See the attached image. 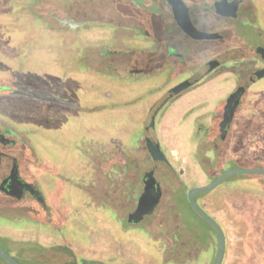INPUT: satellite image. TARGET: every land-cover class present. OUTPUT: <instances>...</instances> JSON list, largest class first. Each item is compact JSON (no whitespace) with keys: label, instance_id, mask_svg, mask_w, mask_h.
Returning a JSON list of instances; mask_svg holds the SVG:
<instances>
[{"label":"flooded vegetation","instance_id":"flooded-vegetation-1","mask_svg":"<svg viewBox=\"0 0 264 264\" xmlns=\"http://www.w3.org/2000/svg\"><path fill=\"white\" fill-rule=\"evenodd\" d=\"M182 1L188 7L193 25L211 37L197 39L183 30L175 17V0H0V62L6 60V65L1 67L4 72L10 70L0 79V89L8 86L10 90H1V95L29 96L54 106L68 105L82 110L67 87L56 82L50 73L57 65L69 71L87 69L103 75L121 71L130 80L163 74L168 69L165 79H171L165 82L167 89L163 95L150 106L137 138H110L91 149L85 132L75 136L56 130L55 135L64 136L65 143L82 144L77 165L75 161L72 165L75 169L67 171L53 167L35 148L33 136L37 133L44 137V128L36 125L33 129L26 123L0 118V213L15 221L9 224L52 234L72 231V212L65 214L54 206L51 191L41 180V173L51 174L67 184L73 182L71 189H79L78 202H73L72 211L82 213L93 224L112 227L119 236L137 237L159 253L163 264H176L169 260L171 238L166 231L162 236L147 238L138 230L162 204L164 184L172 173L165 151L162 149L164 160L154 159L148 139L154 136L153 132L157 136L156 128L171 102L207 78L224 76L226 81L233 82V88L207 113L193 119L190 132L189 153L198 162L200 157L206 158L208 172L214 173L229 146L230 132L225 138L220 133L228 97L243 86L246 90L243 104L249 94H253L252 98L264 99V88L250 93L252 84L264 79L261 51L264 49V2ZM45 49L49 55L55 54L45 66L46 71L41 60L45 58ZM179 76L181 79H175ZM30 77H44L51 85L50 90L31 85ZM208 151L214 153L213 158H209ZM151 171L160 183L161 199L151 215L138 223L130 222L129 214L137 208L145 189L144 177ZM77 177L80 184L75 183ZM260 177L264 185V175ZM137 186V199L126 200L128 192ZM107 205L114 211L113 215L106 211ZM121 208L132 211L126 218L119 217L117 210ZM3 242L7 248L0 244L24 264L39 259L33 251L30 254L26 251L39 248L44 253L48 249L39 242H31L26 248L8 238ZM56 245L58 249L65 245L64 239ZM0 264L10 263L0 256Z\"/></svg>","mask_w":264,"mask_h":264},{"label":"rangeland","instance_id":"rangeland-1","mask_svg":"<svg viewBox=\"0 0 264 264\" xmlns=\"http://www.w3.org/2000/svg\"><path fill=\"white\" fill-rule=\"evenodd\" d=\"M261 1L264 2V0ZM93 38L92 34L91 39ZM75 46H78L77 42ZM46 49L43 50L45 58H41L44 60L42 65L45 71L47 70L45 66L51 62L49 59L55 56V54L49 55ZM5 61L0 62V79L10 72V70L4 72L2 68L6 65ZM67 71L69 70L64 66L57 65L50 70V73L54 75L56 82L67 87L71 97L80 104L82 110L68 105L54 106L41 100L36 101L29 96L0 94V118L26 123L33 129L36 125L44 128V137L37 133L33 136L35 148L41 152L49 164L63 171L75 169L72 165L74 161L77 165L76 157L82 151L80 149L82 144L77 141L72 144L65 143L64 136L55 135L56 130H64L75 136L82 132L84 135L85 132L89 137L88 145H91V149H96L101 142H106L110 138L118 137L129 140L137 138L150 106L167 89L165 82L171 80L165 79L168 69L163 74H152L135 80L125 78L121 71H116L118 74L114 72L109 75L98 74L87 69ZM181 77L175 79L179 80ZM29 81L31 85L39 89L50 90L51 85L44 77H30ZM227 82L230 81H226L224 76L207 78L168 105L163 113L165 126H167L166 136L170 140L166 142L167 146L171 144L172 147H182L190 151L193 119L202 113H207V110L213 108L229 91L199 101L196 100V94L199 95L197 92L208 84H211L212 91H217ZM262 88H264V79L252 84L250 93H255ZM1 90L5 92L10 88L2 86ZM252 95L247 96L242 108L235 115L227 144L229 145L227 154L223 157L224 162L218 163L221 172L238 167H264V114L260 110L262 99L260 96L252 98ZM57 137H60L61 141H57ZM161 144L166 152V146L163 142ZM213 154L212 151L207 152L209 158H213ZM200 161L195 160L192 164L186 165L173 164L169 160L176 172L171 170L172 173L169 175L171 178L167 176L162 204L138 229L147 238L162 236V232L166 231L171 238L170 250L172 252L169 260L176 264H214L218 250V237L214 234V229L195 214L187 204L188 189L186 188L196 184H207L211 181L212 170L210 169L212 168H209L210 172H208L206 163L208 160L200 157ZM40 177L51 191L50 196L53 198L54 206L62 209L65 214L72 212L70 221L72 231L65 234H52L39 231L37 228H30L37 231L38 236L43 235L46 242L44 246L48 249L44 253L41 251L40 254L35 253L39 257L38 262L31 261L27 264H75V255L105 259L111 264H163L159 253L144 245L137 237L119 236L112 227L101 223L100 225L93 224L82 213L81 215L72 211L74 210L73 202L75 200L78 202L77 197L80 192L78 188H70L74 185L73 182L67 184L51 174L41 173ZM78 178L75 183L80 184L77 182ZM257 178L261 177L246 174L232 175L215 189L203 193L204 195L197 200L203 209L206 207L217 214V220L225 230L226 252L222 264H264V215L262 216L264 210L260 213L253 212V219L250 217L252 213L248 212V217L245 219L244 214H247V211H244V207L237 212L234 207L228 205L226 194L219 197V192L226 191L231 186H246L263 190L262 184L256 181ZM137 189L138 186L128 192L130 195L126 200H136L139 195ZM216 195L217 199H215ZM105 209L108 214H114L109 205ZM131 211L127 208L117 210L119 217L125 218ZM6 218L0 213V225L14 224L15 221ZM19 226L25 225L19 224ZM203 235L209 238L205 246L200 242ZM176 236L178 241H176ZM10 239L26 242L15 238ZM63 239L65 245L58 249L56 242H62ZM3 241L0 239V243L6 247L7 244ZM31 242L34 241L27 243L32 244ZM11 254L14 257L17 256Z\"/></svg>","mask_w":264,"mask_h":264},{"label":"water","instance_id":"water-1","mask_svg":"<svg viewBox=\"0 0 264 264\" xmlns=\"http://www.w3.org/2000/svg\"><path fill=\"white\" fill-rule=\"evenodd\" d=\"M173 8L178 23L181 25L183 30L188 35L197 39L211 37V35L201 32L193 25L188 13V7L182 0H175V3H173ZM261 51L264 53V49H261ZM184 84L185 86H189L188 82H184ZM245 91H246L245 87L241 86L235 92H233L227 99V103L224 109L223 119L220 123V133L223 138H225L231 131L233 120L237 113L238 107H240L243 104V94L245 93ZM153 125H154V119L152 121V126ZM153 135L154 136L148 139L149 150L153 155L154 159L164 160L166 157L161 148L159 140L155 135V132H153ZM235 174L261 176L264 175V167L230 168L221 172L216 178L211 179L209 183L188 188L187 191V198L191 207L199 216H201L204 220L209 222L217 232L218 250L214 264H222L225 256V252H226L225 230L215 217H213L211 214H209L205 209H203L199 205L196 195L207 193L215 189L228 177ZM144 181H145L144 192L141 194L139 198L138 205L135 211L129 214L128 221L130 222L138 223L142 221L146 215H151L161 199L162 196L161 186L160 183L155 178L153 171L145 175ZM256 181L260 183L258 178ZM262 186L264 188L263 184ZM0 256L10 264H24L20 262L17 258H15L11 253H9L1 244H0Z\"/></svg>","mask_w":264,"mask_h":264},{"label":"crops","instance_id":"crops-1","mask_svg":"<svg viewBox=\"0 0 264 264\" xmlns=\"http://www.w3.org/2000/svg\"><path fill=\"white\" fill-rule=\"evenodd\" d=\"M210 85L211 84L206 85L203 89H200L197 92L199 94V95L196 94L197 101L206 100L217 94L220 95L224 91H227V92L231 91V89L234 86L233 82L230 81V82H227V84L224 85L223 88H220L217 91H212V87H210ZM260 110L264 114V99L262 100V103L260 105ZM166 129H167V126H165V119H163L161 124L158 125L157 127V137L160 139L161 143L163 142V145L166 146L165 153L167 155V158L173 164L175 163H183L186 165L192 164L195 160L193 156H191L189 151H186V149H183L182 147H172L171 144L167 146L168 144L166 142L170 140L168 136H166L167 135ZM241 132H244V131H241ZM234 141L236 142V140ZM182 168L185 169L184 166ZM195 186H200V185L196 184L193 187ZM225 194L227 196L228 205L234 207L235 211L240 212V210L244 207V211H247V214H244L245 219L248 217V212L252 213L250 215V217L252 218L253 212L260 213L262 210H264V189L259 190L253 187L231 186L228 190L219 192V197L224 196ZM215 199H217V195ZM222 200L225 201L224 198H222ZM205 209L207 210L208 213H210L212 216L218 219V216L216 213L208 210L206 207ZM263 215L264 214H262V216ZM0 236L6 237V238H15L19 240H24L26 242L34 241V242H39L43 245H46V242L44 240L45 238L43 237V235L39 234L38 236L37 231H34V229H30V228L22 229L20 227L11 225L9 223L0 225ZM57 243L58 242H56V244ZM58 244H61V242H59ZM87 258H92V257H87ZM92 259H97V260H102V261L107 262V260L105 259H98V258H92Z\"/></svg>","mask_w":264,"mask_h":264},{"label":"trees","instance_id":"trees-1","mask_svg":"<svg viewBox=\"0 0 264 264\" xmlns=\"http://www.w3.org/2000/svg\"><path fill=\"white\" fill-rule=\"evenodd\" d=\"M170 168H171V170H173L174 172H176V170H175V168L173 167V166H171L170 165ZM221 173V170L220 169H218V170H215L214 171V173H212L211 174V176H210V178L211 179H214V178H216L219 174ZM181 181V183H183L182 182V180H180ZM186 189H188V188H186ZM188 191V190H187ZM202 195H204L203 193L202 194H198V195H196V198H197V200L199 199V197L200 196H202ZM187 204L190 206V208L194 211V209L191 207V205H190V203H189V201H188V198H187ZM194 213L195 214H197L195 211H194ZM198 215V214H197ZM199 216V215H198ZM201 217V216H200ZM202 218V217H201ZM203 219V218H202ZM204 220V219H203ZM204 221H206V220H204ZM207 222V221H206ZM212 228H213V226L209 223V222H207ZM214 229V228H213ZM214 234H216L217 235V232H216V230L214 229ZM0 239L1 240H5L6 238H3V237H0ZM10 241H12V242H14L15 244H17V245H23L24 247L26 246V245H30V243H27V242H18V241H16V240H12V239H10V238H8ZM208 237L207 236H205V235H203V236H201V239H200V242H201V244H203L204 246L205 245H207V242H208ZM26 248V247H25ZM30 251H33L32 253L33 254H35V253H39L40 252V249H33V250H29V251H26V252H29V254L31 253ZM45 251V250H44ZM74 259H75V264H111L110 262H105V261H102V260H97V259H92V258H87V257H78L77 255H75L74 256Z\"/></svg>","mask_w":264,"mask_h":264}]
</instances>
